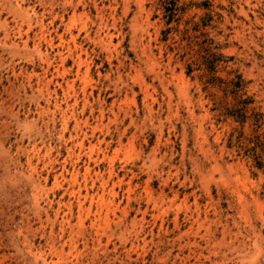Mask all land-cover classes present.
Masks as SVG:
<instances>
[{
  "label": "rangeland",
  "instance_id": "374dc122",
  "mask_svg": "<svg viewBox=\"0 0 264 264\" xmlns=\"http://www.w3.org/2000/svg\"><path fill=\"white\" fill-rule=\"evenodd\" d=\"M0 264H264V0H0Z\"/></svg>",
  "mask_w": 264,
  "mask_h": 264
},
{
  "label": "bare ground",
  "instance_id": "6f19581e",
  "mask_svg": "<svg viewBox=\"0 0 264 264\" xmlns=\"http://www.w3.org/2000/svg\"><path fill=\"white\" fill-rule=\"evenodd\" d=\"M76 45V44H75Z\"/></svg>",
  "mask_w": 264,
  "mask_h": 264
}]
</instances>
